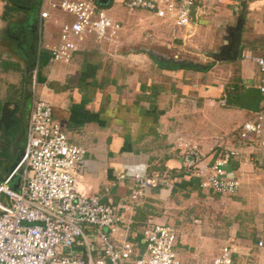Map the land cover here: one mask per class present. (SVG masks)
Wrapping results in <instances>:
<instances>
[{"label":"crops","instance_id":"1","mask_svg":"<svg viewBox=\"0 0 264 264\" xmlns=\"http://www.w3.org/2000/svg\"><path fill=\"white\" fill-rule=\"evenodd\" d=\"M57 1L41 0L37 13L20 11L3 20L4 3L0 0V118L5 105L9 109L17 105L13 122L7 127L0 124V162L6 164V174L22 155L26 139L24 121L20 124L17 119L24 113V104L18 99L24 94L19 72L36 70L31 97H26L27 118L39 88L68 142L85 150L79 187L87 195L99 196L118 214L130 217V240L138 241L147 220L171 222L158 211L163 201L181 198L186 200L181 206L185 207L197 198L202 209L196 229L202 242L191 256L177 248L180 260L211 263L223 247L233 246L235 264H264V153L237 139L241 124L264 112V100L256 88L257 67L244 56L261 51L262 2L224 0L220 5L199 8L201 16L193 23L188 40L155 17L151 24L141 20L140 28L146 29L141 23L150 27L149 46L156 50L126 55L108 51L126 40L125 29L130 26L121 24L114 40L97 42L87 37L68 62H52L49 48L59 43L61 26L71 22L69 15L51 7ZM242 6L238 57L211 63V56L220 54L233 34ZM41 8L48 12L45 19L40 18ZM22 27L25 32L34 30L33 40L27 33L24 41L13 38ZM45 68L48 72H43ZM14 87L17 95L10 100ZM190 146L208 160L223 148L238 149L239 155L226 170L227 178L239 183L238 192L228 195L201 189L198 181L184 172L188 160L184 153ZM134 173H157L163 180L147 190L138 207L127 211ZM6 174L0 175V182ZM121 175L126 179L119 180ZM209 205L213 208L211 220L206 219Z\"/></svg>","mask_w":264,"mask_h":264},{"label":"built area","instance_id":"2","mask_svg":"<svg viewBox=\"0 0 264 264\" xmlns=\"http://www.w3.org/2000/svg\"><path fill=\"white\" fill-rule=\"evenodd\" d=\"M223 1L122 0V4L128 11L151 14L170 25L173 33L182 32L183 40H188L193 34V23L201 16L199 8ZM260 1L264 6V0ZM51 7L71 17L70 23L61 26L59 43L49 48L52 62H68L87 37L97 42L112 41L122 29L93 0H58ZM39 14L41 19L48 17L42 8ZM244 56L257 67L256 88L264 100V36L260 53ZM237 139L264 153L263 111L241 124ZM239 153L238 149L223 148L217 157L208 160L195 146L187 147L184 172L196 179L203 190L236 194L239 183L228 179L226 170ZM84 157L85 150L69 143L64 130L54 121L52 105L33 97L23 153L15 169L0 182V264H180L174 249L177 231L173 226L147 220L138 241L130 240V217L118 214L99 196L85 194L78 184ZM130 179L127 211L138 207L147 190L163 180L157 173H134ZM97 242L101 244L98 251ZM262 245L258 243L259 247ZM141 246L145 250L136 256L135 251ZM57 248H83L85 259L59 256ZM235 252L233 246L223 247L210 264H235ZM133 257L136 258L130 263Z\"/></svg>","mask_w":264,"mask_h":264},{"label":"rangeland","instance_id":"3","mask_svg":"<svg viewBox=\"0 0 264 264\" xmlns=\"http://www.w3.org/2000/svg\"><path fill=\"white\" fill-rule=\"evenodd\" d=\"M95 3L105 11L106 15L113 20L114 22H118L124 26H130L127 27L125 30L128 33L126 36V40L120 41L119 43H116L112 45V47H117V48H109L108 51L115 50L117 54H129V53H135V52H140L141 49L145 50H156V48H153L149 45H151V42L149 41V38L151 35H149V28L148 25L145 23H141L142 25L146 26V29H142L139 26V22L141 20L146 21L148 24H151L155 22L156 20L151 17V14L144 11H128L122 4V0H94ZM45 7L49 9V5L47 3L45 4ZM147 13V14H146ZM43 32L46 30L45 24L42 25ZM35 34V33H34ZM149 35V36H148ZM136 38H141V41ZM143 38V39H142ZM123 42V43H122ZM199 49V48H197ZM198 58L197 56H194V58ZM19 61V59L17 60ZM117 62V61H116ZM43 72H48V69L45 68ZM24 74V70H22V75H20L19 72V78L22 83H24V94H20L19 100L24 101L26 100L27 95H29V99L31 97L30 92L31 88L33 86V81L34 77L38 74H36V70L34 71H27ZM17 90L15 87L11 88V95H8V99L12 100L15 99L17 95ZM12 96V98L10 97ZM36 100H45L40 96L39 93V88L37 89V94H36ZM46 101V100H45ZM27 108V106H26ZM22 114V119L20 117L18 119V123L26 125L27 123V115ZM8 169L6 168V164H3L0 162V175H5L6 171ZM133 175V174H132ZM80 182V181H79ZM130 189V188H129ZM87 196H90L89 194ZM194 199V200H193ZM192 200L188 201V204L185 207H181L183 204L186 203V200H183L181 198H173L172 201H163L159 205L160 209L158 210L159 213L163 216H169L170 221L168 224L171 226H174V228L177 231V236H176V242L174 245L175 252L177 251V248L180 249L183 253L188 254L191 256L192 254H195L196 249L199 247V244L202 242V238L200 235L197 234V229L196 225L198 223V218L200 216V210L199 207H202L198 205L197 203V198H193ZM128 202L130 204V198H128ZM208 212V220H211L210 215L213 213V208L209 205L208 208L205 210ZM204 219V218H203ZM111 239H113V235L110 236ZM179 244V245H178ZM97 251L101 247V244L97 242L96 244ZM144 247H139L135 251L136 256H140L142 252H144ZM84 249H75L74 251H69V250H64L62 248H57L56 252L59 256H67V257H73V258H84L85 255L83 254ZM98 254H93V260H97ZM136 257H133L129 260V262H133ZM180 264H187V261L180 260L179 257H177ZM199 264H210L209 262L206 263H199Z\"/></svg>","mask_w":264,"mask_h":264},{"label":"water","instance_id":"4","mask_svg":"<svg viewBox=\"0 0 264 264\" xmlns=\"http://www.w3.org/2000/svg\"><path fill=\"white\" fill-rule=\"evenodd\" d=\"M243 10L244 7L242 6L240 10L241 15L239 16L237 24L233 29V34H231L230 36L231 38L228 39L224 45L225 51L223 53L211 56V60H212L211 63L233 61L238 57L239 49H240V33L243 24ZM188 64L196 65V63L191 61H188ZM16 109H17V105H14L13 109H9L8 105H5L2 110L0 124H3L5 127H7V124L12 123L13 120H11V116L15 113ZM20 158L21 156L17 158L16 162L12 165V167L7 172L5 177H7L15 169ZM14 188L16 189L17 185H15Z\"/></svg>","mask_w":264,"mask_h":264},{"label":"trees","instance_id":"5","mask_svg":"<svg viewBox=\"0 0 264 264\" xmlns=\"http://www.w3.org/2000/svg\"><path fill=\"white\" fill-rule=\"evenodd\" d=\"M2 1L4 5H3L1 19L3 20L11 18L13 14L20 11L25 13H29L30 11L31 12L33 11L37 13L38 6L41 2V0H2ZM24 130H26V125H24Z\"/></svg>","mask_w":264,"mask_h":264},{"label":"flooded vegetation","instance_id":"6","mask_svg":"<svg viewBox=\"0 0 264 264\" xmlns=\"http://www.w3.org/2000/svg\"><path fill=\"white\" fill-rule=\"evenodd\" d=\"M24 33L29 34L32 40L34 39V30L32 29V30H29L28 32H25L23 27L21 29L18 28L17 31H15L13 38L16 39L18 42H20L19 40L24 41ZM228 38L230 39L231 37H228ZM224 51L225 49L221 53H223ZM23 104H24V114H25V107L27 105V102L25 99L23 101Z\"/></svg>","mask_w":264,"mask_h":264}]
</instances>
